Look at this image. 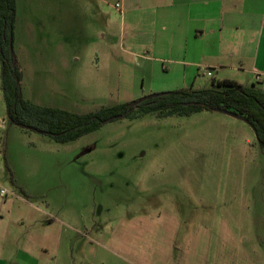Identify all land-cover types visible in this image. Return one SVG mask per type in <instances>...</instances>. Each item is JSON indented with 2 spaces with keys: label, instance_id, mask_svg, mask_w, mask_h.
Returning <instances> with one entry per match:
<instances>
[{
  "label": "rangeland",
  "instance_id": "rangeland-1",
  "mask_svg": "<svg viewBox=\"0 0 264 264\" xmlns=\"http://www.w3.org/2000/svg\"><path fill=\"white\" fill-rule=\"evenodd\" d=\"M15 1L13 53L33 104L86 114L140 99L149 80L147 95L210 86L204 69L142 62L168 55L148 52L120 0L102 18L90 0L62 13ZM1 189L0 214L23 222L43 264H264V146L222 111L143 113L62 143L10 121L0 59Z\"/></svg>",
  "mask_w": 264,
  "mask_h": 264
},
{
  "label": "crops",
  "instance_id": "crops-1",
  "mask_svg": "<svg viewBox=\"0 0 264 264\" xmlns=\"http://www.w3.org/2000/svg\"><path fill=\"white\" fill-rule=\"evenodd\" d=\"M63 1L55 0L48 10L74 12L81 5L79 0H67L64 6ZM120 2L127 14L134 13L138 36L148 45V52L168 55L162 58L159 55L135 54L142 62L154 59L171 63L177 73L185 77L193 72L192 69H204L212 77L208 88L213 86V81L227 79L264 92V0ZM84 5L102 18V15L106 16L111 0H90V4ZM146 69L153 70L149 66ZM154 90L153 81L149 80L143 84L141 96ZM203 233L208 235L213 231L203 230ZM27 239L23 222L6 220L0 214V264H43L44 252H32ZM204 253H207L205 248Z\"/></svg>",
  "mask_w": 264,
  "mask_h": 264
},
{
  "label": "trees",
  "instance_id": "trees-1",
  "mask_svg": "<svg viewBox=\"0 0 264 264\" xmlns=\"http://www.w3.org/2000/svg\"><path fill=\"white\" fill-rule=\"evenodd\" d=\"M15 18L16 1L0 0L2 88L7 115L12 123L65 143L98 129L103 120L109 117L134 118L150 112L159 115H190L203 110L221 109L222 112L241 115L253 127L259 142L264 146V92L227 79L213 81L210 88L162 92L161 96L147 98L137 106L125 103L86 114L40 106L25 100L20 88L21 72L15 55H11L9 49Z\"/></svg>",
  "mask_w": 264,
  "mask_h": 264
},
{
  "label": "water",
  "instance_id": "water-1",
  "mask_svg": "<svg viewBox=\"0 0 264 264\" xmlns=\"http://www.w3.org/2000/svg\"><path fill=\"white\" fill-rule=\"evenodd\" d=\"M9 49H10V53L11 55H13V36H10L9 38ZM163 93L160 92V93H153V94H150V95H146V96H143L141 97L140 99L136 100V101H133L130 103V106H137L139 103H141L143 100L147 99V98H155V97H158V96H161ZM216 111H223L221 109H216ZM233 117H236V118H239V119H243V117L241 115H238V114H234V113H231V112H225ZM112 120H115V117H109L108 119H105L103 120V124L107 123V122H110Z\"/></svg>",
  "mask_w": 264,
  "mask_h": 264
},
{
  "label": "built area",
  "instance_id": "built-area-1",
  "mask_svg": "<svg viewBox=\"0 0 264 264\" xmlns=\"http://www.w3.org/2000/svg\"><path fill=\"white\" fill-rule=\"evenodd\" d=\"M116 6H119V4L117 3ZM0 195L2 197H5L7 195V190L6 189H1Z\"/></svg>",
  "mask_w": 264,
  "mask_h": 264
}]
</instances>
